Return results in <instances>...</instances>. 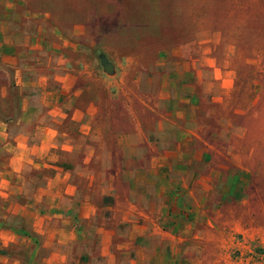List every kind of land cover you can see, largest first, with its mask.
I'll return each mask as SVG.
<instances>
[{"label": "rangeland", "instance_id": "1", "mask_svg": "<svg viewBox=\"0 0 264 264\" xmlns=\"http://www.w3.org/2000/svg\"><path fill=\"white\" fill-rule=\"evenodd\" d=\"M26 2L9 22L72 44L50 56L94 109L57 125L66 264H264V0ZM22 170V201L56 171ZM3 204L0 228L23 227ZM26 251L0 244L11 264Z\"/></svg>", "mask_w": 264, "mask_h": 264}, {"label": "crops", "instance_id": "2", "mask_svg": "<svg viewBox=\"0 0 264 264\" xmlns=\"http://www.w3.org/2000/svg\"><path fill=\"white\" fill-rule=\"evenodd\" d=\"M26 1L0 0L4 6L0 13V111L7 109L3 101L9 105L8 115L0 113V200L4 201L2 206L7 213L17 214L24 224L1 227L0 244H16L27 250L26 254L17 253L14 264H66V246L79 234L66 216V193L73 191L67 185L69 174L55 164L60 152L73 146L65 144L69 141L61 135L66 131H59L57 125L70 117L78 126H89L86 121L91 120L94 109L92 105L82 109L72 101L71 96L81 92L80 88L72 89L75 73L50 56L52 47L66 48L72 44L67 39L46 38L47 28L39 23V18H35L37 23L30 32L23 25L9 22L12 11ZM32 14L46 15L41 11ZM29 88L37 91L32 100L27 95ZM59 142L65 144L60 146V152ZM2 149L8 153L5 161ZM25 166L52 167L56 171L34 190L32 197L27 195L22 201L19 193L23 192L25 182L20 179ZM9 258V254L0 255L4 264H11Z\"/></svg>", "mask_w": 264, "mask_h": 264}]
</instances>
